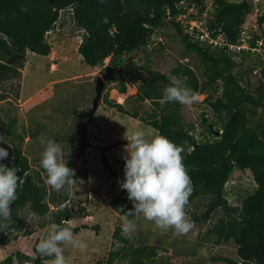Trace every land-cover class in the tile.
<instances>
[{"label":"trees","instance_id":"obj_1","mask_svg":"<svg viewBox=\"0 0 264 264\" xmlns=\"http://www.w3.org/2000/svg\"><path fill=\"white\" fill-rule=\"evenodd\" d=\"M200 2L0 0V101L8 97L3 93V85L20 76L28 54L48 57L52 51L49 34L61 21L62 27L72 24L81 34L78 53L85 64L96 68L110 58V66L118 70V76L112 75L118 82L115 89L119 94L127 92V78L136 82V94L129 97V106L135 108L133 111L109 100V91L102 98L103 104L151 127L157 135L168 137L181 150L192 182V192L184 211H190L199 200L206 203L202 213L190 212V223L207 229L202 238L213 247L223 244L235 247L236 259L215 256L212 261L264 264V107H261L264 103V60L256 57L259 62L256 59L255 64L245 67L246 61L253 57L251 54H243L241 61H236L232 53L189 37L176 18L187 13L193 5L203 12L205 5ZM255 8L254 0H214L206 24L210 30L222 28L226 40L236 43L240 30ZM263 25L264 14L257 19L253 39L260 37ZM173 37L182 41L180 50L183 49V53L177 57L171 54L176 64L168 74L154 69L149 58L138 66L129 56L146 50L152 42L159 46V52L166 50V45L179 51V47L169 45ZM126 57H129L128 64ZM255 70L258 74L254 86L250 76ZM170 77L183 81L196 96L205 95L198 124L186 120L185 105L163 101V88L171 83ZM115 81H107L104 90ZM94 93L96 95L95 89ZM148 103L150 110L145 111ZM88 112L87 109L75 110L77 124L72 128L71 138L79 144L78 159L92 148L85 126ZM11 119L8 135L15 140L10 141L9 157L4 163L19 168L20 181L17 199L11 206L12 222L0 231V245L3 246L9 245L12 237L34 233L27 228L26 214L40 218L51 214L50 223L60 226H68L66 218L72 219L74 215L66 204L69 201L68 185L60 191H50L45 170L42 167L35 169L23 151L26 131L17 134L14 130L16 119ZM40 128L36 126L31 131L33 139L41 133ZM117 145L104 148L100 157L102 167L112 176L116 174L107 153ZM68 166L74 168L73 163ZM236 172L249 174L251 180H234ZM233 180L234 186H230ZM109 205L126 221L134 224L138 220L139 214L125 215L132 208L126 190L114 196ZM88 228L82 224L72 229L78 233ZM95 230L99 232L100 227L96 226ZM112 239L113 247L118 245V248L109 252L106 264L117 261L122 264H168L161 258L159 246L141 242L134 234L122 235L121 227L115 228ZM34 253L35 258L18 252L2 264H48L53 259L40 255L37 247H34Z\"/></svg>","mask_w":264,"mask_h":264},{"label":"rangeland","instance_id":"obj_2","mask_svg":"<svg viewBox=\"0 0 264 264\" xmlns=\"http://www.w3.org/2000/svg\"><path fill=\"white\" fill-rule=\"evenodd\" d=\"M263 12L264 10L259 14ZM254 13L247 18L243 26L251 35L257 30L256 24L259 17L257 13ZM60 23L56 30L49 34L51 54L48 57H42L29 53L24 68L20 70V76L8 80L3 85V93L8 97L0 101V135L10 146L7 144L2 146L11 148L10 141L15 140L8 135L11 118L16 119L14 130L17 134H23L24 131L27 133L22 147L35 169L41 168L40 160L43 151L41 138L53 139L60 145V159L68 164H74V175L71 177V184L68 185L69 201L66 203L74 215L72 219L67 217L65 222L71 228L82 224L89 227L74 233L86 243L85 250L81 251L67 242L61 245L64 249L66 264H106L109 252L118 248V245L113 247V232L116 227H122V224L127 222L124 216L112 210L109 205L112 198L122 190L119 182L124 178L122 157L125 154V145L128 143L124 138L126 128L144 130L153 136L157 135V132L142 122L122 114L117 109L108 107L101 100L92 123L87 121L85 124L92 148L86 151L82 159L77 158L79 144L71 138L74 133L72 128L77 124L75 110L92 108L96 79L106 74V71L102 72L103 69L111 67L110 58L106 59L102 66L96 68L85 64L78 53L82 40L81 34L72 24L68 23L62 27ZM170 42L172 44L169 43V45L173 48L174 46L179 47V51L172 50L166 45V50L159 52V46L152 42L146 50L129 56L134 58L138 66L149 58L153 62L154 69L168 74L176 64L171 54L176 56L183 53V49L180 50L182 41L180 43L179 39L176 40L173 37ZM256 59V57L250 58L246 61L245 67L255 64L258 59L262 60L259 57ZM125 63H129V57L125 58ZM112 74L118 76V70L113 68ZM257 74L258 70H255L250 76L254 86L257 84ZM126 83L127 92L125 94H119L115 89L118 84L115 81L104 90L102 98L109 91V100L133 111L135 108L129 106L131 105L129 97L136 94L137 85L130 77L127 78ZM204 98L205 95H198L191 104L184 106L183 112L187 121L199 123V115L204 110L202 104ZM146 105L144 110L149 111L150 104ZM261 107H264V103ZM36 126L42 127L40 128L41 133L33 139L31 131L36 129ZM114 144L119 145L107 153L110 166L116 174L112 176L102 167L100 157L104 148ZM234 180H248L249 182L251 176L247 173L236 172ZM234 180L230 186H234ZM49 189L51 192L54 190L50 185ZM205 206L206 203L203 200L195 202L190 207V211L185 212L186 220L190 222V212L202 213ZM25 217L27 228L34 233L29 236L12 237L9 245H0V264L18 252L35 258L34 247H37L51 230V214L44 218L31 214H26ZM96 226L100 227L99 232L95 230ZM206 230L202 225L191 224L188 232L177 233L174 228L162 229L154 221H149L139 214L138 220L134 223V229L129 234H134L141 242L159 246L161 258L168 264H199V262L222 264L212 261L215 256L236 259L234 246L223 244L213 247L205 241L202 237ZM190 251L196 253L187 254ZM51 261L48 264H51ZM115 264L122 263L117 261Z\"/></svg>","mask_w":264,"mask_h":264},{"label":"clouds","instance_id":"obj_3","mask_svg":"<svg viewBox=\"0 0 264 264\" xmlns=\"http://www.w3.org/2000/svg\"><path fill=\"white\" fill-rule=\"evenodd\" d=\"M211 2L214 7V0ZM170 79L171 83L163 88L164 102L189 105L196 99V94L187 84ZM124 138L128 143L122 157L124 178L119 183L132 202V208L125 215L142 214L162 229L171 227L177 233L188 232L191 223L185 218L184 208L192 192V182L183 163L181 150L168 137L153 136L140 129L126 128ZM40 143L43 145L40 165L46 172V183L60 191L66 184H71L74 171L60 159L61 147L58 143L43 138ZM4 144L7 141L0 135V231L12 222L11 206L17 199L20 181L19 168L4 163L9 157L8 148L2 146ZM50 229L46 238L37 245V251L42 256L53 257L51 264H66L61 246L64 242L81 251L86 249V243L78 238V234H74L70 226L52 223ZM133 229L131 221L124 222L122 235H128Z\"/></svg>","mask_w":264,"mask_h":264},{"label":"built area","instance_id":"obj_4","mask_svg":"<svg viewBox=\"0 0 264 264\" xmlns=\"http://www.w3.org/2000/svg\"><path fill=\"white\" fill-rule=\"evenodd\" d=\"M257 16H262L264 10V0H254ZM200 3L205 5L203 12H199V7L193 5L189 11L180 14L176 18V22L184 28L185 33L192 39L200 42H206L214 48H221L225 52L232 53L236 61H240L243 54L249 53L253 57H259L264 60V25L260 31L259 38L253 39V35L243 28L240 30L236 43H230L222 33V28H217L216 31L210 30L207 26V18L209 10L213 9L211 0H202ZM197 6V7H195Z\"/></svg>","mask_w":264,"mask_h":264},{"label":"water","instance_id":"obj_5","mask_svg":"<svg viewBox=\"0 0 264 264\" xmlns=\"http://www.w3.org/2000/svg\"><path fill=\"white\" fill-rule=\"evenodd\" d=\"M112 71H113V68L110 67L106 71V74L96 79V87H95L96 95L92 101V108L88 112V122L89 123L92 122L93 117L99 108L100 102L102 100L103 91L105 89V83L109 80L114 79L112 75Z\"/></svg>","mask_w":264,"mask_h":264}]
</instances>
